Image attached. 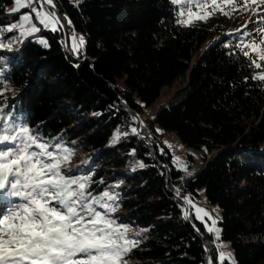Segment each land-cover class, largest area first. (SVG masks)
I'll return each mask as SVG.
<instances>
[{
  "label": "trees",
  "instance_id": "16d2710c",
  "mask_svg": "<svg viewBox=\"0 0 264 264\" xmlns=\"http://www.w3.org/2000/svg\"><path fill=\"white\" fill-rule=\"evenodd\" d=\"M56 3L61 18L67 13L85 37L81 54L68 50L73 29L66 21L58 33L42 29L36 35L48 40V48L29 38L15 51H0L4 83L10 85L0 99L15 104L17 114L46 138L62 137L79 153V168L105 182L97 191L120 184L113 189L120 195L114 215L134 231L148 229L135 237L140 244L127 264H206L209 254L216 264L213 235L191 207L189 220L183 218L182 197L195 199L200 190L221 210V239L231 244L237 264H264V82L250 78L264 69L249 68L234 47L228 33L239 28L236 18L184 27L176 23L179 6L170 0ZM12 4L0 0V24L21 15L9 14ZM229 42L233 46L225 47ZM84 59L120 96V106L80 77L75 65ZM188 72L187 87L143 121L139 136L110 143L117 128L138 129L133 117H142ZM171 133L185 147L204 151V166L193 176L184 175L168 149L160 152ZM137 161L148 166L135 168Z\"/></svg>",
  "mask_w": 264,
  "mask_h": 264
},
{
  "label": "snow or ice",
  "instance_id": "6c2138e0",
  "mask_svg": "<svg viewBox=\"0 0 264 264\" xmlns=\"http://www.w3.org/2000/svg\"><path fill=\"white\" fill-rule=\"evenodd\" d=\"M13 3L10 15L21 13L25 8L30 11L19 15L14 22L0 24V50L11 51L14 44H23L27 37L42 29L58 33L66 21L73 29L68 50L76 56L81 54L85 37L75 32L67 13L61 18L56 0H13ZM170 4L179 6L176 23L184 27L206 23L217 12L225 17L235 12H251L249 20L228 35L235 38L234 47L250 61L249 68L264 69V0H242V3L239 0H170ZM249 24L253 27L249 28ZM14 32L15 35H5ZM38 43L44 48L50 47L45 38H40ZM61 43L67 47L64 40ZM229 46H233L231 42L225 44ZM250 78L264 82V71L254 72ZM9 89L0 73V97ZM129 134L139 136L140 132L136 127H131L130 133L117 128L111 142L116 144ZM160 152L163 154L164 149ZM131 154H135V149ZM73 155L62 137L46 138L22 114H17L15 104L9 105L0 99V203L4 204L0 209V264H127L125 258L140 244L135 237L148 229L134 231L129 223L120 221L114 215L120 195L113 190L120 184L106 185L97 191L96 185L105 182L94 180L91 170L84 172L72 165ZM173 163L192 175L179 157H174ZM147 166L137 161L135 168ZM175 196L181 198L180 188H175ZM182 199L195 209V220L219 240L222 229L217 227V219L204 208L195 206L189 195ZM205 217L211 220V225ZM183 218L189 220L187 210L183 211ZM192 226L199 233L196 225ZM224 246L215 245L216 264H224L226 260L237 264L232 253L219 251ZM211 250L205 247L206 252ZM206 264H214L212 256L207 257Z\"/></svg>",
  "mask_w": 264,
  "mask_h": 264
},
{
  "label": "rangeland",
  "instance_id": "374dc122",
  "mask_svg": "<svg viewBox=\"0 0 264 264\" xmlns=\"http://www.w3.org/2000/svg\"><path fill=\"white\" fill-rule=\"evenodd\" d=\"M71 3L78 5L80 2V0H70ZM83 1V0H82ZM240 3H242V0H239ZM14 7V3L8 7V12H10V9ZM195 10V8H194ZM30 11V9L25 8L21 10V14L22 13H26ZM224 17L223 14H220L219 12H217L214 16H212L210 19L216 23V22H220L222 20V18ZM231 17H235L236 18V23L237 26L239 28H241V26L249 20V18L251 17V12H247V13H242V12H235L231 15ZM186 18V17H185ZM253 20H255V17H252ZM33 22H35V17H33ZM39 26V25H38ZM42 27V26H41ZM253 25L249 24V28H252ZM16 33H12V35H15ZM38 33H35L33 36H29L27 37L24 41H26L29 38H33L34 41L38 42V40L42 37H36ZM6 36H12L11 33H7L5 34ZM256 40L259 41L260 37L259 35L255 36ZM21 44L17 43L13 45V49L10 51H15ZM4 50V49H2ZM0 50V51H2ZM82 50V49H81ZM9 51V50H8ZM0 58H2V55H0ZM198 57L194 58L192 65L195 63V61L197 60ZM3 59H0V64L2 63ZM0 73H2V69L0 67ZM188 77H189V72L183 76L182 78L178 79L173 86L171 87H167L165 88L160 97L156 100V102L151 105L150 107L145 109V113L142 117H140V119L143 121L147 120V119H152L155 114L158 112V110L161 108V106H163L164 104L167 103V101H169L174 95H176L178 92H181L184 90L185 87H187L188 85ZM119 85L121 87H123L122 83H119ZM142 125V124H141ZM123 138V136L121 137V139ZM120 139V140H121ZM112 140V139H111ZM167 142V143H166ZM111 144H113L110 141ZM169 145H171V147H169ZM160 149H168L171 154H172V159L174 157H179L181 159V161H183L185 164H187L188 166V171L192 172L193 176L197 171H199L203 166H204V160H203V155H204V151H200V150H194V149H190L185 147L178 139V137L171 133V134H167L166 136H164L162 143L160 144ZM81 158H80V154L74 152V155L72 156L71 159V163L72 165L79 167L81 165ZM181 170V169H180ZM185 176L189 177V175L187 174V172L181 170ZM192 199V198H191ZM193 204H195V206L197 207H202L204 208L206 211H208L211 215L212 218L217 219L218 224L217 227L220 228L219 223L222 219V212L219 209L218 206L212 205L210 204L206 197H205V193L204 190H200L198 191V197L195 199H192ZM4 208V204L0 203V209ZM192 208V207H191ZM190 209V206H189ZM213 209H216V211H213ZM194 214H195V209L192 208ZM205 220L208 222L209 225H211V220L208 217H205ZM213 235V239H214V244H223L225 245L224 247H221L219 249V251H223L225 253H232L233 257L235 259L234 256V252L233 249L231 247V244L228 242H225L221 239L216 240L215 239V234L211 233ZM227 261V260H226Z\"/></svg>",
  "mask_w": 264,
  "mask_h": 264
},
{
  "label": "water",
  "instance_id": "95a60500",
  "mask_svg": "<svg viewBox=\"0 0 264 264\" xmlns=\"http://www.w3.org/2000/svg\"><path fill=\"white\" fill-rule=\"evenodd\" d=\"M78 74L80 77L90 86L97 88L101 93L109 97L111 100L115 101L118 106H120V96L114 92L109 85L91 68L88 59H84L80 61L79 67L77 68ZM136 121L138 123V130L141 132V124L142 120L139 116H135ZM182 202L184 204L185 210L189 212V205H187L183 199ZM210 256V254L208 255Z\"/></svg>",
  "mask_w": 264,
  "mask_h": 264
}]
</instances>
